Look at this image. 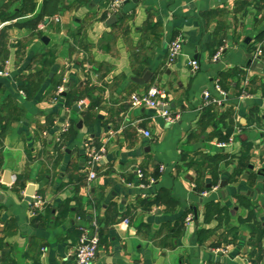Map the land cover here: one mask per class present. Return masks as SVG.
Returning <instances> with one entry per match:
<instances>
[{
    "label": "crops",
    "instance_id": "obj_1",
    "mask_svg": "<svg viewBox=\"0 0 264 264\" xmlns=\"http://www.w3.org/2000/svg\"><path fill=\"white\" fill-rule=\"evenodd\" d=\"M111 1L0 0V264H74L94 219L93 264H264V0Z\"/></svg>",
    "mask_w": 264,
    "mask_h": 264
},
{
    "label": "built area",
    "instance_id": "obj_2",
    "mask_svg": "<svg viewBox=\"0 0 264 264\" xmlns=\"http://www.w3.org/2000/svg\"><path fill=\"white\" fill-rule=\"evenodd\" d=\"M127 0H112L108 5L107 12L110 15H115L123 6ZM55 21H59V17L54 18ZM183 48V40L181 37L175 38L171 41L169 45V56L168 63H174L179 55H181ZM221 56V51L214 57V60H218ZM254 60H260L264 62V50L261 47H258L253 55ZM189 65L193 72H196L199 69V65L195 60H189ZM7 71H0V76H8ZM217 90L225 96L224 92L217 86ZM63 88L59 89L61 93ZM204 107L211 105H221L222 99L213 96L209 91L203 93ZM166 100L167 94L164 90L157 87H152L144 93H136L131 96V103L134 107H151V108H162L161 116L168 123H175L180 119V114L172 113L166 109ZM70 124L67 123L62 131H68ZM145 137H151L150 131H142ZM83 150L86 158V169L88 171V180L92 181L97 177V169L99 167L100 161L106 156L107 145L103 143L102 145H96L95 142L88 138L83 143ZM141 176V175H140ZM16 180V177L13 178V181ZM144 187V185H143ZM206 194V193H204ZM38 205V202L35 204ZM193 216L189 215L187 221L190 222ZM128 222V221H127ZM99 223L97 220L91 221V223L82 229V233L79 239V243L76 247L74 253V264H93L95 260L99 246H100V234H99Z\"/></svg>",
    "mask_w": 264,
    "mask_h": 264
},
{
    "label": "water",
    "instance_id": "obj_3",
    "mask_svg": "<svg viewBox=\"0 0 264 264\" xmlns=\"http://www.w3.org/2000/svg\"><path fill=\"white\" fill-rule=\"evenodd\" d=\"M116 20H117V16L116 15H113V16H111L109 18V23H112V22H114ZM251 64L253 66H257V69L258 70L260 69V70H263L264 71V64L261 61H256V62L251 61ZM150 77H151V73H147L145 75V77L141 81H139V82L145 83V82H147L149 80ZM75 108L77 109L78 106H76ZM29 195L31 196L32 194L30 193Z\"/></svg>",
    "mask_w": 264,
    "mask_h": 264
}]
</instances>
